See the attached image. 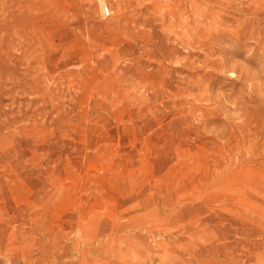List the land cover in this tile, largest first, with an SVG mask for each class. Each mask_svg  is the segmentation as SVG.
Returning a JSON list of instances; mask_svg holds the SVG:
<instances>
[{
    "label": "rangeland",
    "instance_id": "374dc122",
    "mask_svg": "<svg viewBox=\"0 0 264 264\" xmlns=\"http://www.w3.org/2000/svg\"><path fill=\"white\" fill-rule=\"evenodd\" d=\"M0 0V264H264V0Z\"/></svg>",
    "mask_w": 264,
    "mask_h": 264
},
{
    "label": "built area",
    "instance_id": "2783aa9c",
    "mask_svg": "<svg viewBox=\"0 0 264 264\" xmlns=\"http://www.w3.org/2000/svg\"><path fill=\"white\" fill-rule=\"evenodd\" d=\"M103 15L105 17H109L111 15V10H110L109 6L106 4L103 7Z\"/></svg>",
    "mask_w": 264,
    "mask_h": 264
},
{
    "label": "bare ground",
    "instance_id": "6f19581e",
    "mask_svg": "<svg viewBox=\"0 0 264 264\" xmlns=\"http://www.w3.org/2000/svg\"><path fill=\"white\" fill-rule=\"evenodd\" d=\"M104 2H105L104 0H99V2H98L99 6H100V10L102 11V13H103Z\"/></svg>",
    "mask_w": 264,
    "mask_h": 264
}]
</instances>
